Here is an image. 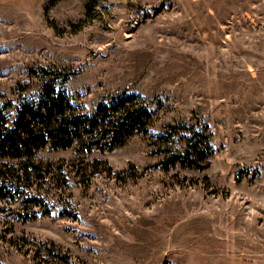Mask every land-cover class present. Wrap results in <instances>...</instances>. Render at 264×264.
<instances>
[{
  "label": "rangeland",
  "instance_id": "1",
  "mask_svg": "<svg viewBox=\"0 0 264 264\" xmlns=\"http://www.w3.org/2000/svg\"><path fill=\"white\" fill-rule=\"evenodd\" d=\"M60 93L150 116L0 155V264H264V0H0V120Z\"/></svg>",
  "mask_w": 264,
  "mask_h": 264
},
{
  "label": "trees",
  "instance_id": "2",
  "mask_svg": "<svg viewBox=\"0 0 264 264\" xmlns=\"http://www.w3.org/2000/svg\"><path fill=\"white\" fill-rule=\"evenodd\" d=\"M134 99V96L115 95L110 104L103 102L97 112L81 116L69 115L65 111L67 102L63 93L53 97L49 95L40 107L26 106L22 109L13 128L8 126L6 115H2L0 155L8 153L9 149L20 152L33 147V144H37L36 148L41 147L46 144L48 137L68 142L73 135L81 137L82 133H94V138L101 135L107 137L100 140L111 139L115 142L123 139L125 133H131L137 127L143 117V111L150 116L148 107L137 105ZM96 141L99 144V140ZM123 143L124 140L120 142L121 145ZM187 145L188 153L199 149L196 141H190Z\"/></svg>",
  "mask_w": 264,
  "mask_h": 264
}]
</instances>
